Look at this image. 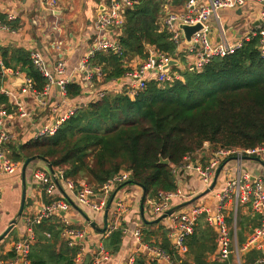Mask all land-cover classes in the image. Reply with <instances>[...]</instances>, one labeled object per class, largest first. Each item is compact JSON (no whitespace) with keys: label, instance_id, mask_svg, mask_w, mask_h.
<instances>
[{"label":"trees","instance_id":"trees-1","mask_svg":"<svg viewBox=\"0 0 264 264\" xmlns=\"http://www.w3.org/2000/svg\"><path fill=\"white\" fill-rule=\"evenodd\" d=\"M187 1L142 0L128 10L120 28L118 39L122 53L100 51L90 60L91 66H100L104 81L109 82L123 77L133 58H146L148 46L174 54L176 45L171 34L162 28L160 18L166 3L180 7ZM9 23L16 26L13 21ZM0 56L3 66L20 69L31 77L36 90H42L47 84V79L32 63L28 50L9 45L0 47ZM181 74V79L166 84L148 81L134 98L123 91L90 101L65 119L55 134L30 137L18 147L13 146L10 156L14 161L42 156L76 186L83 182L95 191L126 170L131 174L130 179L120 187L129 183L144 187L147 202L157 198L159 192L179 188L174 167L185 164L187 155L204 151L205 142H209L213 150L264 145V57L258 37L245 41L232 54L213 58L201 71L187 67ZM3 80L0 65V111L10 113L12 104L1 93ZM82 88L81 83L71 82L67 86L68 97L77 98ZM161 158L169 159L170 163H160ZM249 219L238 217L240 245L246 239ZM54 220H45L39 226L47 229L51 237L55 236V243L51 242L53 238H40L41 254L34 253L33 244L31 264H92L89 254H83L80 262L76 261L79 245L69 246L65 242L57 247L63 225L58 219ZM252 222L253 229L257 225L256 218ZM144 224L143 241L159 244L175 263L232 264V260L222 258L210 261V254L216 249L217 234L203 215L194 232L185 239L188 251L184 256L172 248L169 229L160 222ZM122 237L123 227H117L102 239L103 246L111 254H117ZM262 255L256 249L248 251L243 264ZM11 257L13 254L8 256ZM134 264L156 263L141 255Z\"/></svg>","mask_w":264,"mask_h":264},{"label":"built area","instance_id":"built-area-1","mask_svg":"<svg viewBox=\"0 0 264 264\" xmlns=\"http://www.w3.org/2000/svg\"><path fill=\"white\" fill-rule=\"evenodd\" d=\"M13 2H20L21 0H11ZM142 0H105L103 8L98 11L94 22V38L89 46L85 56L82 58L77 69L86 74V80L93 84L95 76L102 74L100 67L91 66L90 60L96 53L114 52L115 54L122 53V47L119 43L120 28L125 22L126 13L128 10L140 4ZM248 0H188L184 5L182 11H173L165 9L161 18V25L171 34V40L175 43L176 49L174 54L157 49L155 46L150 50V54L146 60L128 69L123 78L126 81L123 87L119 85L113 90L95 89L90 101L98 100L111 92H123L134 98L140 90H143L147 82L150 80L157 81L160 85L181 79L182 74L180 62L188 60V68L194 71H201L203 67L211 62L215 57H225L240 49L245 41H250L255 37L259 38L260 52L264 57V0H252L257 3L258 13L256 23L254 26L241 38L233 36L229 37L222 23L220 12L222 10H235L243 6ZM40 6L44 9L54 11L58 8L59 0H38ZM17 14L10 11L6 19H0V32L7 31L12 34L18 32L17 28L12 26L9 22L16 21ZM214 20L218 31V39H214V30L211 21ZM200 23L202 27L192 35L191 43H188L183 36L180 24L194 25ZM58 34L62 31L61 26L54 25ZM63 44V40H56L54 45L58 48ZM30 59L32 63L40 70L43 76L47 79V84L42 90H36L31 77L27 76L19 69H11L0 65L3 69L4 80H6L7 73L12 76H23L25 83L21 85L19 93H15L10 88L1 87V93L5 94L12 104V113L18 114L21 118L29 116V111L24 108L22 95L34 92L40 104L47 106V101L44 97L48 96L51 87L57 86L60 94V101L51 108L52 121L42 126L37 136L44 134H55L61 123L69 118L77 108L86 103L76 101L69 103L67 94V86L74 82L71 78L65 76L67 62L63 56L54 66V72H51L45 63L43 55L37 50H31ZM187 58V59H186ZM171 59L178 61L177 64L169 66L167 71L164 66L168 64ZM185 62V61H184ZM186 63V62H185ZM183 64V63H182ZM98 75V76H99ZM120 80V81H121ZM116 82V79L114 80ZM86 93V92H85ZM89 93V92H87ZM91 94V93H89ZM7 112L0 111V173H13L18 167V163L8 159L5 155L3 144L10 138V135L3 129L2 116ZM207 142L206 144H208ZM210 144V143H209ZM205 145V144H204ZM211 145V144H210ZM204 150V147H203ZM197 151L194 154L186 156V162L181 167H174L173 171L177 176L179 172L185 170H193L199 174L203 182L204 190L210 188L215 173L220 165L226 164L230 161L234 162L236 172L227 179L226 188L216 193L218 204L216 208H211L205 204H191L182 207L179 212L172 213L169 217L171 223L169 226L168 237L173 249L180 256H184L188 251L185 239L192 234L197 225L198 219L201 215H205L206 221L213 226L217 233L219 255L227 258L234 253L240 259L242 253L251 249H256L264 252V178L260 174L250 172L244 167V160L250 159L248 157H264V145L254 148H240V147H221L212 151V155L206 165L201 164L198 159ZM252 160V159H250ZM254 161V160H253ZM225 166V165H224ZM55 176L44 167L35 168L33 172V179L35 184L40 187L41 192L45 195L44 201L34 213L26 214L24 221L26 225V235L20 240L14 242L11 249L13 257L0 260V264H31L30 253L33 242L35 240V228L41 225L45 220L58 219L62 225V238L69 246H80V252L76 256V261L80 262L82 255L85 253L84 238L87 236V228L75 227L69 222L64 214L73 206L72 201L78 205L81 204L95 212L105 211L106 207L115 194L112 205L108 213L112 212V218L120 219L124 212L129 207V200L118 195L120 187L125 181L130 179V172L123 170L112 179L107 181L98 191L92 187L87 186L81 182L80 186L72 180H67L64 177L63 171L55 169ZM213 192V191H211ZM75 194L78 204L73 200L72 195ZM2 194L0 191V198ZM193 195L184 193L181 189L172 192H159L157 198L148 199L145 202V208L148 209L149 214L154 217L163 215L171 208L174 199H182L183 202L191 199ZM227 202H232L235 210L240 205H249L252 212L258 216L259 224L254 228L248 240L239 246L234 244L233 236L231 234L229 224L226 218L225 207ZM79 206V205H78ZM75 207V206H73ZM81 208V207H80ZM146 217V215H145ZM90 227L91 221L88 220ZM118 227V226H117ZM117 227L112 226V229ZM125 233V229H123ZM110 233V232H109ZM107 233V234H109ZM50 236L49 233H46ZM134 238L140 246H144L150 253L151 257L157 264H176L172 261L171 255L167 253L159 245L145 244L143 241V230L137 227L133 231ZM111 258V253L103 246L98 244L93 254L92 264H104ZM135 256H130L125 264H133ZM264 264V257L260 260Z\"/></svg>","mask_w":264,"mask_h":264},{"label":"crops","instance_id":"crops-1","mask_svg":"<svg viewBox=\"0 0 264 264\" xmlns=\"http://www.w3.org/2000/svg\"><path fill=\"white\" fill-rule=\"evenodd\" d=\"M103 4H105V0H59L58 8L54 12L42 8L38 0H21L20 2L0 0V19H6V16L10 11L15 12L18 16L17 20L14 21L18 32L16 34H12L7 31L0 32V47L12 45L24 48L28 51L37 50L43 55L46 66L51 72H54L55 64L60 59V56H63L67 62L65 76L67 78H71L72 81L79 82L83 85L82 94L77 98L69 97V103H74L76 101L86 103L90 100L96 88L113 90L114 87L117 88L119 85L123 87L125 84L122 83L126 81L125 78L121 80L122 77H120L116 79V82H114L115 79L105 82L104 75L98 74L99 76L97 75V77L94 78V82L92 81L93 84H91L86 80L85 72H80V69H77L93 41L95 33L94 22L98 11L103 8ZM169 5L170 3H166L164 5V10L168 8L169 10H172L170 8L171 5ZM183 9L184 5L180 6V10L173 11H182ZM221 12V20L225 26L228 36L232 38L233 36L236 38H241V36L246 34L256 23L258 6L255 1L248 0L240 8L235 10H222ZM55 24L57 26H61L62 31L60 34H58L57 30L54 28ZM211 25L213 26L214 30V39L217 40L218 31L214 20L211 21ZM56 40H63V44L60 46V48L54 45ZM151 49L153 48H150L149 46L147 47L148 54H150ZM144 60H146V58L137 56L128 63V67L132 68ZM188 60H182L180 62V66L182 67L181 69L185 70L188 67ZM0 62H2L1 56ZM96 67L99 68L100 66ZM18 78L23 79L24 77H15L12 76L11 73H7V77L3 82V86L5 88H10L16 94L19 93L22 87L21 85L23 84L17 83L16 80ZM21 99L23 101L24 108L29 111L28 117L21 118L18 114H14L11 111L10 113L7 112L1 118L3 129L10 135V138H8L3 144L4 152L6 157L12 161L14 160L11 158L10 154L12 152L13 146L18 147L19 144L28 140L29 136L37 137L38 130L46 123L52 121L51 108L56 105L61 98L58 87L53 85L49 95L44 97V99L47 101V106L40 104L39 98L34 92H29L22 95ZM20 135L24 137L22 138ZM210 146L209 143L205 144L204 151L198 154L197 160L203 165L208 163L212 155L213 149ZM262 159L264 160V157ZM25 160L14 161L18 163V167L15 172L0 173V191L2 194L0 198V260L7 259L8 256H11V254H13L11 249L14 242L20 240L26 235L27 230L24 216L26 214L34 213L36 209L44 201H46L45 195L41 192L40 187L35 184L33 179V172L35 168L44 167L46 164L45 161L37 159L30 162L24 173L22 166ZM247 169L252 173L260 174L264 178V167L255 162V160L253 162L247 163ZM235 172L236 170L234 167V162L230 161L226 163L217 177L214 190H212L213 192L204 195L202 198L191 204L203 203L207 206H210L212 209L216 208L218 204L216 193L221 192L226 188L227 179ZM177 177L179 189H181L184 193L193 195L194 197L204 191L203 182L197 172L193 170H185L183 172L180 171ZM214 180L215 177L213 181ZM137 186V191L132 189H120L118 191V195H121L123 198L129 200V207L121 216V220L113 219L111 211L106 216V210L95 212L81 204H78L76 195H72L73 200L79 205V207L82 208L84 214L72 206L64 214V217L75 227L87 228V236L84 238V242H82L85 245L84 254H89L93 259V254L98 244H103L102 239L111 233L112 226H118L123 227V229L126 230L125 233L123 231L121 249L117 254L112 253L111 258L104 264H125L129 257L133 255L135 256V260L137 257L142 255L146 257L147 260L154 261L157 264L146 248L144 246H140V244L136 242L133 235L135 228H142L143 233L146 228L144 224L145 221L141 215V198L143 190L139 185ZM24 189L26 190V201L23 212L19 216ZM181 203H183L182 199H174L171 204V208ZM182 209L183 208L180 210ZM180 210L175 212H179ZM225 213L231 234L233 236L234 244L236 243L237 245L242 246L248 240L254 228L259 224L258 216L252 212L249 205H240L239 208L235 210L232 202H227ZM145 215L148 220H154L158 218L150 215L148 209L146 208ZM246 216L250 217L247 230L245 232L246 239L240 245L238 237V217L241 219V217ZM88 218L92 220L91 223H95V227H92L91 225L90 227L88 226ZM203 218L206 220L205 215H203ZM254 218L257 220V225L252 229V221ZM13 220L17 221L10 227V224ZM159 222L169 229L171 218L168 216ZM9 227L11 229L5 233ZM103 228H106L105 232L101 231ZM251 229L252 231L250 232ZM46 230L47 229H44L42 226H37L35 228L33 250L36 254L42 253L40 238H53L51 242L55 243V236H47L46 233L49 232ZM57 240V247L66 242L61 236ZM144 243L148 244L146 242ZM216 243L217 245L215 251L209 256L211 262L220 258L223 260H232V264H243V262H245L243 257L248 251L242 253L240 259H238L234 253L230 254L227 258H224L219 255L217 238ZM262 254L263 255L258 259L248 264H261L260 260L264 257V252H262ZM176 263L180 264V261ZM164 264L169 263L166 262ZM229 264H231V262Z\"/></svg>","mask_w":264,"mask_h":264},{"label":"water","instance_id":"water-1","mask_svg":"<svg viewBox=\"0 0 264 264\" xmlns=\"http://www.w3.org/2000/svg\"><path fill=\"white\" fill-rule=\"evenodd\" d=\"M201 27H202V24H200V23H197V24H194V25H190V24H180V28L182 30L183 36L185 37V39L187 40L188 43H191V41H192V39H191L192 38V35L196 31H198ZM177 63H178L177 60L171 59L168 62V64L166 66H164V70L167 71L169 69V66L170 65L177 64ZM16 81H17L18 84H24L25 83V81L22 78H18ZM248 158L257 161V162H259L260 164H262L264 166V160L263 159L258 158V157H248ZM37 159H40V160L45 161V163H46L45 164V168L48 171H50L53 174V176H55V170H54V167H53L52 163L50 161H48L47 159H45L44 157H42V156H32V157L26 158V160H25V162H24V164L22 166L23 167V172L25 173V171L27 169V166L29 165L30 162H32L34 160H37ZM160 163H162V164H169L170 161H169V159H163V158H161ZM224 165L225 164H222V165H220L218 167L217 172H216V175H215V180L211 184L210 188H207L206 190L202 191L201 193L197 194L196 196L192 197L191 199H189V200H187V201H185V202H183L181 204H178L177 206H175L173 208H170L163 215L159 216L158 218H156L154 220H148L145 217L144 203H145V198H146V190H145L144 187L140 186L142 188V190H143L142 191L143 192L142 193V198H141V215H142L144 221L145 222L151 221V222H156L157 223V222L161 221L162 219L170 216L175 211L181 209L182 207L187 206V205H190L191 203H193V202L197 201L198 199L202 198L204 195H207L208 193H210L212 190H214L215 183L217 181V177H218L219 173L222 171V169L224 168ZM114 196H115V194H113L111 200L109 201V203H108V205L106 207V214H105L106 216H107L108 211H109V209H110V207L112 205V201L114 199ZM25 201H26V190L24 189L23 197H22V204H21V208H20V211H19V216L23 212V209H24V206H25ZM72 204H73V206H75V208H77L80 212H82L84 214L82 208H80L78 205H76L73 201H72ZM88 220H89V218H88ZM16 221L17 220H13L11 222V224H10V227L14 223H16ZM91 226L92 227H95V223L92 222L91 223ZM10 227L7 229V231L5 233H7L9 229H11ZM105 230H106V228H103L101 231L102 232H105Z\"/></svg>","mask_w":264,"mask_h":264},{"label":"rangeland","instance_id":"rangeland-1","mask_svg":"<svg viewBox=\"0 0 264 264\" xmlns=\"http://www.w3.org/2000/svg\"><path fill=\"white\" fill-rule=\"evenodd\" d=\"M170 6V5H169ZM170 8L172 9V10H180V7L179 6H176V7H173V6H170ZM222 13V12H221ZM211 21V20H210ZM20 137H24V136H22V135H20ZM28 138H30V136L28 137ZM207 142H205L204 144H206ZM209 146H210V144H209ZM211 147V146H210ZM198 156V155H197ZM248 162H253V160H250V159H245L244 160V167H246L247 168V163ZM255 162H257V161H255ZM257 163H259V162H257ZM260 164V163H259ZM262 167H264L262 164H260ZM129 187V188H128ZM137 184H131V183H129V184H125V185H123L122 186V188L121 189H132V190H134V191H137Z\"/></svg>","mask_w":264,"mask_h":264}]
</instances>
